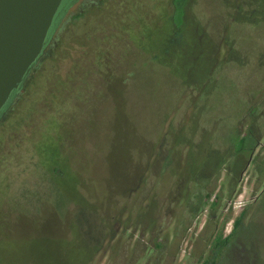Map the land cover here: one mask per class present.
I'll use <instances>...</instances> for the list:
<instances>
[{"label":"rangeland","instance_id":"obj_1","mask_svg":"<svg viewBox=\"0 0 264 264\" xmlns=\"http://www.w3.org/2000/svg\"><path fill=\"white\" fill-rule=\"evenodd\" d=\"M254 1L103 0L58 31L0 116V264H264Z\"/></svg>","mask_w":264,"mask_h":264},{"label":"water","instance_id":"obj_2","mask_svg":"<svg viewBox=\"0 0 264 264\" xmlns=\"http://www.w3.org/2000/svg\"><path fill=\"white\" fill-rule=\"evenodd\" d=\"M64 0H0V116L41 57Z\"/></svg>","mask_w":264,"mask_h":264},{"label":"trees","instance_id":"obj_3","mask_svg":"<svg viewBox=\"0 0 264 264\" xmlns=\"http://www.w3.org/2000/svg\"><path fill=\"white\" fill-rule=\"evenodd\" d=\"M77 1L78 0H64L63 1V3L61 4V6L59 8L57 15L55 16V18L53 20L52 26L48 32L46 43L44 46V51H43L41 57L32 67L30 73L28 74V76H27L25 82L23 83V85L21 86V88L19 90L15 91V93L13 94L12 97L16 96L17 94H19L23 91L24 85L30 81V79L32 77V73L36 69L37 66H38V68L41 69L44 66V63H45L44 61L50 60V58L52 59L53 55L56 53V50H55L54 54H53V46H56L57 41H59L61 38L60 35L58 34V31L60 32V30L65 29L73 20H77V19L81 18L85 13L89 12L91 8H95L97 3H101L103 0H89L88 3H84V4L81 3L80 6L75 11V13H73L72 16L70 15V16H68V18H66V15L68 13L69 8L72 7L73 4L77 3ZM170 4H172V6H173L172 8L174 11H175V9H178L177 8V6H179L178 0H171ZM257 4H260V3L257 1L252 2L254 9L258 8ZM258 9H259V16H257V21L262 20L264 22V14H262L264 9H262V8H258ZM183 11H184V8H183ZM57 48H58V46L56 47V49ZM32 81H33V79L30 82H32ZM7 113L10 114V111H7ZM13 121H14V119H13ZM237 222H238V219H235L233 221V226H235L237 224ZM227 238H225L224 240H227Z\"/></svg>","mask_w":264,"mask_h":264},{"label":"flooded vegetation","instance_id":"obj_4","mask_svg":"<svg viewBox=\"0 0 264 264\" xmlns=\"http://www.w3.org/2000/svg\"><path fill=\"white\" fill-rule=\"evenodd\" d=\"M224 239L227 238V237H223Z\"/></svg>","mask_w":264,"mask_h":264}]
</instances>
